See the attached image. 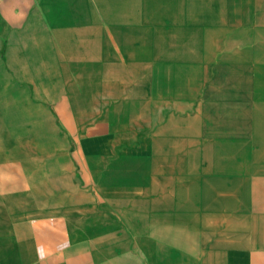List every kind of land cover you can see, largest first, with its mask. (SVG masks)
<instances>
[{
  "label": "crops",
  "instance_id": "0c3cea01",
  "mask_svg": "<svg viewBox=\"0 0 264 264\" xmlns=\"http://www.w3.org/2000/svg\"><path fill=\"white\" fill-rule=\"evenodd\" d=\"M262 188L264 0H0V264H264Z\"/></svg>",
  "mask_w": 264,
  "mask_h": 264
},
{
  "label": "rangeland",
  "instance_id": "374dc122",
  "mask_svg": "<svg viewBox=\"0 0 264 264\" xmlns=\"http://www.w3.org/2000/svg\"><path fill=\"white\" fill-rule=\"evenodd\" d=\"M160 94V96H158V105L156 108V115H157V128L158 129H163L164 126L167 125V129H168V124L164 123L165 120H167V118L169 116H173L174 118H178L180 115H194L195 111H196V107H184V106H180L179 105V98H180V94L178 92H172L170 93L171 95H166V98L164 95H162L161 92H158ZM173 94V95H172ZM169 96H172V100H169L170 98H168ZM168 98V99H167ZM166 99V100H164ZM172 126L170 127L172 130H180V123L178 122H174L173 124H171ZM193 124H189V129L191 130ZM263 190V194H264V188H262ZM263 225H264V218L262 219Z\"/></svg>",
  "mask_w": 264,
  "mask_h": 264
}]
</instances>
